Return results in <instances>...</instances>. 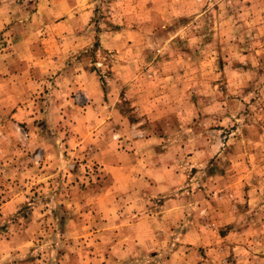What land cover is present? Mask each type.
I'll use <instances>...</instances> for the list:
<instances>
[{
  "label": "rangeland",
  "instance_id": "rangeland-1",
  "mask_svg": "<svg viewBox=\"0 0 264 264\" xmlns=\"http://www.w3.org/2000/svg\"><path fill=\"white\" fill-rule=\"evenodd\" d=\"M60 2L65 16L55 0H0V60L22 39L50 55L25 70L33 122L1 128L24 175L1 177L0 201L28 192L0 218V264L112 250L121 186L146 164L169 169L156 200L180 206L162 230L172 264H264V0Z\"/></svg>",
  "mask_w": 264,
  "mask_h": 264
},
{
  "label": "crops",
  "instance_id": "crops-1",
  "mask_svg": "<svg viewBox=\"0 0 264 264\" xmlns=\"http://www.w3.org/2000/svg\"><path fill=\"white\" fill-rule=\"evenodd\" d=\"M55 1L58 2V4H56V7L53 6L51 11L55 15H57V12L59 11L58 16L67 15L66 10H64L65 4L60 2L62 0ZM60 4L64 8L62 10L63 12L59 10L58 5ZM25 45L26 41L23 39L18 42V44L14 43L12 48L15 51L8 52L6 55L9 60H7V62H4L3 58L0 60L3 61L0 68V181L9 179L15 175H18L19 177L24 175V173L19 170H16V172L14 171L13 174H11L12 171L9 170V168H11L9 161H13L14 158H10L11 154L9 155V152H3V146L7 143V141L4 142L3 140H9L11 137L10 135H4V131L1 129L3 127L4 117L5 115L11 114V118L24 120L28 124L33 122L35 117L31 116L33 108L36 107L34 105L37 102L34 99L29 98V100H26L28 101V104L19 105V101H22L23 98H28L29 95L32 96L30 90L31 88L28 87V84L25 82L28 77L26 76L25 70L28 67V72H30L29 67L40 65L50 67L48 62V58L50 57L49 53L48 55L44 53L41 56H35L34 53L28 51ZM50 45L51 44L46 41L43 42L44 50L50 52L52 49L51 47V49L48 47ZM78 74V81L84 79L82 78V74ZM86 76L90 79L93 77V75H90L89 73H86ZM58 80L59 77L57 78V81ZM54 90L58 91V88L55 86ZM37 104L39 105V103ZM79 119L80 118L77 119L76 124H72L73 128L78 127L81 124V126L84 127L85 124L88 123L87 115L86 119L85 116L81 118L82 120ZM6 121L7 119L5 122ZM88 124L90 126V122ZM90 133L88 132L85 137H89ZM92 134L97 135L94 131ZM92 134L91 138L93 139ZM42 137L45 142V136ZM88 139H90V137ZM124 172L125 174L127 173L128 176L133 174L129 170ZM29 173L34 172L30 171ZM168 173L169 169L160 171L153 164H146L144 169L131 175L134 176L132 178V183L121 186V191L125 193V196H128L127 199H130V197L131 199L126 200L127 202L124 206H122L123 211L121 216L118 217V220H114V226L117 231L114 230L110 232L113 237L111 238L112 241L116 240L117 243L115 246H112V250L107 249L102 254L97 251L96 254L88 255V264H172L173 254L169 259L168 256L163 254L166 250L162 252V250L166 247V243L171 241L172 237L170 236L167 238L163 236L162 230L164 226L174 220L175 215H177L176 210H178L180 206L174 202V200L167 199V197L162 201L156 200L160 194L165 192V190L164 192H161L164 189L163 187H167V189L169 187ZM1 177L4 179H1ZM1 185L2 184L0 182V188ZM1 191L6 192L7 195L9 192L14 193V195H8L10 197L7 196L5 201H0V218L3 219L14 215L15 210L20 208L22 205V201L25 199L24 194L28 192V190L26 191L25 188H23L21 190L18 189V191L12 189L8 191L1 189ZM109 191L110 187L106 189L104 188V192ZM191 232V228L188 229L184 234H182V236H180L181 239H185L184 241L191 243L188 239ZM198 240L201 241L200 238H198ZM126 242L128 246L125 244ZM120 243H122L121 246ZM113 247H117V249ZM192 251H185L186 256L188 255V257H190L191 255H194L195 253ZM69 256L70 264H74L72 260L74 257L72 251H70Z\"/></svg>",
  "mask_w": 264,
  "mask_h": 264
}]
</instances>
